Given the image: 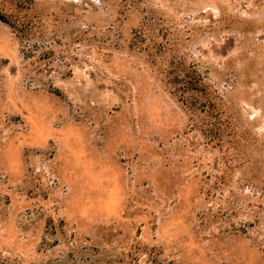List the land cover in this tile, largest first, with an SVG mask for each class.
<instances>
[{"label": "rangeland", "instance_id": "rangeland-1", "mask_svg": "<svg viewBox=\"0 0 264 264\" xmlns=\"http://www.w3.org/2000/svg\"><path fill=\"white\" fill-rule=\"evenodd\" d=\"M0 13V264H264V0Z\"/></svg>", "mask_w": 264, "mask_h": 264}, {"label": "trees", "instance_id": "trees-1", "mask_svg": "<svg viewBox=\"0 0 264 264\" xmlns=\"http://www.w3.org/2000/svg\"><path fill=\"white\" fill-rule=\"evenodd\" d=\"M12 15V14H11ZM0 17L1 19H3L5 22H7L8 24H12L11 20H10V16H6L5 13H0ZM9 19V20H8ZM187 83L188 82H185L187 88H189L190 90L193 89L194 91H196L197 93H199L198 91L202 92L204 91L205 92V95L203 96L204 97V100H203V103H205V105L207 104V100L210 99V94L209 92L207 91V88H205L203 85V80H197V82L195 83H192V86H187ZM215 132L217 135H218V140L219 141H222L223 140V130L221 128H217L215 129L214 127L211 128L210 132Z\"/></svg>", "mask_w": 264, "mask_h": 264}]
</instances>
